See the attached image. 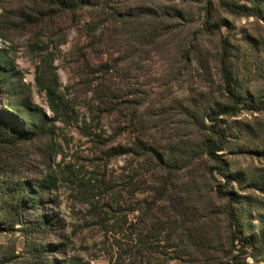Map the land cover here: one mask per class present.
Instances as JSON below:
<instances>
[{"label":"rangeland","instance_id":"obj_1","mask_svg":"<svg viewBox=\"0 0 264 264\" xmlns=\"http://www.w3.org/2000/svg\"><path fill=\"white\" fill-rule=\"evenodd\" d=\"M2 122L0 264H264V0H0Z\"/></svg>","mask_w":264,"mask_h":264},{"label":"trees","instance_id":"obj_2","mask_svg":"<svg viewBox=\"0 0 264 264\" xmlns=\"http://www.w3.org/2000/svg\"><path fill=\"white\" fill-rule=\"evenodd\" d=\"M231 7L232 6H229V8H231ZM243 10L246 14L251 13V9L243 8ZM222 48H225V43H224ZM224 51H225V49H224ZM220 67H221L220 73H221V78H222L223 87H224L223 91L225 93V98L227 100V104L224 106V108L219 113L215 112L214 114H212V116L211 115L208 116L209 117L208 120L215 123L213 126H210L208 128V131H209L210 135L212 136V138L216 139V142L208 141L205 145L206 153H207L208 157L215 162L217 159H219L215 155V153L224 148V140H225L223 132L220 129V127L218 126L219 125L218 122H220L217 119L218 115H221V114H224L227 116L233 115L235 113V110L238 109V105L240 104V100L237 97V94H236L234 87H233V83H232L231 78H230V74H229L230 68L227 65V59L226 60H224V59L220 60ZM3 123L4 122L0 123V135L5 134V132L3 130H5L7 127L6 126L7 123H4V124ZM11 130H12V128H11ZM3 132H4V134H3ZM12 132L13 133L15 132L14 129L12 130ZM15 135L16 136L13 139L11 138V140L16 141V140H20L21 138L25 139V138H23L22 135H19V133L15 132ZM220 166H221V164H220ZM217 171H218V173H220V175L222 177L227 178V176L224 172L223 166L219 167ZM45 186H46L45 181H41V182L37 183L36 191L41 190L42 188H45ZM14 219L15 218H13V220Z\"/></svg>","mask_w":264,"mask_h":264}]
</instances>
